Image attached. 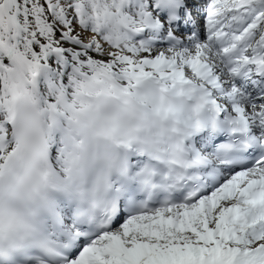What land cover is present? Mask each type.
<instances>
[{
    "label": "bare ground",
    "instance_id": "1",
    "mask_svg": "<svg viewBox=\"0 0 264 264\" xmlns=\"http://www.w3.org/2000/svg\"><path fill=\"white\" fill-rule=\"evenodd\" d=\"M115 1L119 10L110 13L117 14V18H110L114 26L111 35L118 42H124L126 50L119 54L116 51L114 62L98 65V78L86 80L79 76L76 85H68V92L58 93L60 100L52 101L51 107H48L43 96L37 93V72L31 71L26 76L27 85L19 87L17 93L0 102V176L19 146L17 126L20 123L21 97L38 110L54 169L65 174H70L81 165L83 152L78 150L85 144L81 123L85 122L83 116L97 96H116L130 106L147 111L152 108L136 84L140 79L157 82L170 91H181L187 87L196 90L200 84H206L220 107L246 116L255 132L261 129L264 122V88L260 84L264 80L261 73L264 29L258 21L264 20L261 14L264 0L245 7H239V0ZM174 1L180 15L178 20L171 17L166 9ZM237 15L242 16L239 39L244 42V55L236 56L233 66H229L226 55L216 47L214 36L223 25H234ZM88 23L85 21L86 25ZM71 29L78 36V31ZM95 30L96 36L103 37L105 27L95 24ZM170 35L175 36L176 46L166 43ZM79 37L82 41L86 40L84 36ZM101 42V39L96 41L99 49ZM4 53L0 52L3 56H11L7 49ZM257 56L261 61L259 66L251 64ZM119 58L123 59L121 64ZM241 70L246 71L243 78L237 76ZM48 72L53 74L55 71L52 68L44 71ZM3 128L8 130L6 135L1 132ZM208 141L206 135L193 141L205 175L212 182L206 196L201 195L193 206L147 212L124 221L114 231L90 232L77 227L71 218V199L56 200V216L48 219L49 228L44 231L50 230L55 239L69 246L73 252L70 257L54 258L50 264H113L117 260H121L122 264H144L156 252H164L170 246L203 243L202 237H207L205 233L215 232V219L230 207L237 206L239 191L246 185L240 188L248 178L264 174V165L254 169L241 168L235 163L218 159ZM234 178L236 183L232 181ZM60 218L64 222H59ZM188 230L195 234H187ZM243 239V242L237 239L233 242L239 247H264V222L249 228ZM216 243L219 246L227 244L219 240Z\"/></svg>",
    "mask_w": 264,
    "mask_h": 264
},
{
    "label": "rangeland",
    "instance_id": "2",
    "mask_svg": "<svg viewBox=\"0 0 264 264\" xmlns=\"http://www.w3.org/2000/svg\"><path fill=\"white\" fill-rule=\"evenodd\" d=\"M118 10L115 0H6V9L0 7V52L7 49L11 56L0 54V102L27 85L26 76L31 71L37 72V93L48 107L52 101L60 100L58 93L68 92V85H76L79 76L86 80L98 78V65L114 62L116 51L119 54L126 50L125 43L111 35L114 26L110 18H117V14L110 13ZM261 14L264 16V8ZM85 21H89L88 25ZM258 22L264 29V20ZM95 24L105 27L103 37L96 36ZM80 35L86 40L82 41ZM97 39L102 40L103 50L96 45ZM120 61L123 59L119 58V64ZM49 68L55 72L44 73ZM1 132L6 135L8 130L3 128ZM124 221L128 220L123 216L115 228Z\"/></svg>",
    "mask_w": 264,
    "mask_h": 264
},
{
    "label": "water",
    "instance_id": "3",
    "mask_svg": "<svg viewBox=\"0 0 264 264\" xmlns=\"http://www.w3.org/2000/svg\"><path fill=\"white\" fill-rule=\"evenodd\" d=\"M5 3V0H2V4H4Z\"/></svg>",
    "mask_w": 264,
    "mask_h": 264
}]
</instances>
